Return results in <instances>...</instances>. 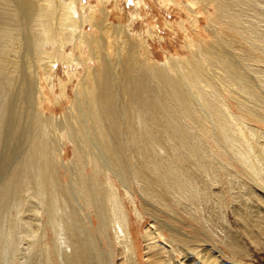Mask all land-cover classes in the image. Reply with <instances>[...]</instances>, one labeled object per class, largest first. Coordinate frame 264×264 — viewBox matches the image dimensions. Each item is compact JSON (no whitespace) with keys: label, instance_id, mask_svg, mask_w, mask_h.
<instances>
[{"label":"bare ground","instance_id":"obj_1","mask_svg":"<svg viewBox=\"0 0 264 264\" xmlns=\"http://www.w3.org/2000/svg\"><path fill=\"white\" fill-rule=\"evenodd\" d=\"M81 1L0 0V151L15 145L7 151L11 162L0 159V169L7 170L0 180V264H106L87 227L85 204L99 215V230L111 226L118 264H138L110 177L124 186L134 182L142 197L170 210L185 202L220 208L225 177L233 218L241 221L235 222L264 254V128L258 125L264 123V0H192V6H212L213 24L223 30L209 25L215 35L210 45L192 42L189 57L163 62L152 60L146 41L130 33L135 16L113 24L104 7L77 15ZM87 24L94 32L85 31ZM214 41L233 46L237 58ZM75 42L80 56L73 59L65 50ZM84 46L86 70L74 100L60 116L47 118L39 71L51 82L54 65L70 70ZM60 86L64 94L62 81ZM66 141L73 158L63 161ZM226 152L250 173L249 181L219 158ZM59 167L67 183L60 181ZM43 215L54 234L51 251L40 244ZM169 233L177 244L169 240L170 247L155 251L154 233L146 231L147 264H220L212 244H185L179 230ZM229 240L237 257L248 254L239 236Z\"/></svg>","mask_w":264,"mask_h":264},{"label":"rangeland","instance_id":"obj_2","mask_svg":"<svg viewBox=\"0 0 264 264\" xmlns=\"http://www.w3.org/2000/svg\"><path fill=\"white\" fill-rule=\"evenodd\" d=\"M191 3L192 0H173L168 3L166 0H103V3H100L98 0H82L77 6V15L81 14L82 11L83 14H86L90 7H96L95 13L98 14V9L104 7L109 11V21L113 24H125L129 22L133 16H135L136 20H134L132 24V30H130V33L138 34L140 35V38L146 41L149 50V57L152 60L163 62L166 57L170 56L189 57L190 53L188 51V47L192 42L198 43L203 41L205 44L209 43L210 45L212 37H215V35L212 34L211 26L216 28V30L213 28L215 31L223 30V27H217L215 22L213 24L212 16L214 14V9L212 6H207L205 8L198 3H195V5L192 6ZM81 5L84 6V10L80 8ZM188 7L190 9H188ZM193 22H195V26ZM85 31L90 33L94 32L88 24L86 25ZM222 43V41H214V45L217 49H223V52H228L233 58H237L238 51H236L233 46L229 47L227 43ZM78 46L79 43H69L67 49L65 50V55H71L73 59H76L80 56ZM49 49H51V47H49ZM83 49L84 54L81 56V61H78L76 64L71 66L70 70H67V67L62 62L54 65V74L56 76L54 75L51 82H48L44 78L42 70L39 71L41 76V90L44 96L43 111L47 118L51 116H60L74 100V90L79 84V78L86 70V63L84 60L88 56V52L86 46H84ZM70 74L72 75L70 76ZM60 81H62L64 85V94H62ZM227 97L228 96H226V98ZM231 108L234 112L240 113V111L236 108L235 102H233ZM249 119H251L252 122L256 121L255 117L249 116ZM258 125H262L264 128V123H259ZM23 130L26 132V129ZM211 135L212 134H210V136ZM207 142L209 146L212 144L209 141ZM9 144H7V149H13V146L15 145L10 142ZM212 145L210 146L211 151L213 150L212 152L217 154L216 150L219 149H216L214 144ZM20 150H22V148L17 150L18 152L16 151V154L20 153ZM7 151H0L2 152L0 159L6 157L8 158L7 161L11 162L13 159L9 157V151ZM228 155L227 152L225 154L222 153V155L219 154V158L229 167L232 165L240 175H243L246 181H249L246 176L250 175V173L244 170L237 160L232 159L230 156L228 157ZM61 158L63 161H68L73 158V145L69 141H66ZM4 165H6L7 169L8 164L4 162ZM3 169L4 168L0 169V180L6 178L5 175H3V172L6 174L7 170L5 171V169ZM85 171L86 174H90L91 169L86 168ZM58 173L60 181L67 183L68 175L65 174L64 169L59 167ZM101 179L102 181H105L102 176ZM223 181L226 182L223 183L224 187L222 184L219 187L222 188L223 191V198L221 200L222 205L220 208H207L204 205H199L194 202V204H192L193 211L191 210L192 205L190 206L189 202H185L184 206L190 207L191 213H189L184 206L179 204L174 205V209L172 208V210L162 205L153 204L147 198L141 196L138 187L134 184V182H128L129 184L124 186L115 177H110V182L114 186V189L121 200L122 207L127 217L129 234L132 238L131 241L134 246L133 249L136 252L137 263L147 264V249L143 238L146 231L154 233L152 234V237L155 242L152 243L157 244V248L155 247L156 251L159 248H163V246H167L168 244L170 245V242L177 244L175 241H171L170 238L171 236L169 231L173 228L179 230L182 233L181 236H183L185 240L188 239L185 241V244H199L201 247L212 244L208 247L213 248V253L218 257L217 259L220 264H233V261L230 258L239 262L243 261L245 264H264L263 252L257 251L258 253H256L254 247H251V245L248 244L250 241L247 240L248 235L245 230H241L243 228L241 226L242 224L238 223V225L234 220L236 219L237 222H241L240 220L238 221L239 217L233 218L234 215L232 210L234 208V203L231 200L232 192L225 177H223ZM215 188L213 190H215ZM126 189H128V192ZM93 207L94 206L92 204L88 206L85 204L83 206L87 217V227L92 231V235L94 236L99 249L104 251L105 263L118 264L120 257L114 254L118 249L116 247L117 242L114 241V232L110 229L111 226H104L102 227V230H99V215ZM181 208H184L185 210ZM46 220V216L43 215L42 223L43 230H45V238L40 242V244H48L49 250L51 251L54 244V234L51 227L46 224ZM242 232L244 234L243 236L241 235ZM160 233H162V235ZM234 236H239L238 244L248 245V254H240L237 257L235 255L238 252L237 249L234 250V254V251L232 252V250L228 248L227 244L230 242L229 238L231 237L233 239ZM1 241L2 237L0 236V243L2 244ZM21 242L20 244H27V240ZM172 243L171 246H173ZM169 245L167 247H170ZM243 250H245L244 246ZM50 258H54V252L51 253ZM178 258H180L179 255ZM1 261L2 258L0 259V263Z\"/></svg>","mask_w":264,"mask_h":264}]
</instances>
